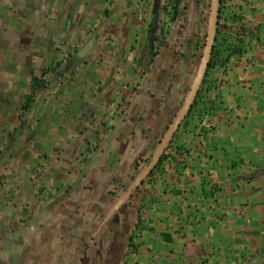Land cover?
I'll use <instances>...</instances> for the list:
<instances>
[{
	"label": "crops",
	"instance_id": "crops-1",
	"mask_svg": "<svg viewBox=\"0 0 264 264\" xmlns=\"http://www.w3.org/2000/svg\"><path fill=\"white\" fill-rule=\"evenodd\" d=\"M157 4L115 1L122 42L147 35L146 16ZM252 5L247 26L261 32L264 0ZM135 53L121 51L118 62H128ZM182 72L178 83L172 73L156 89L137 73L108 68L98 94L69 99L62 114L48 103L46 111L52 113L32 129L7 123L0 133V264H91L97 247L104 264H264V49L255 47L230 60L214 108L201 121L190 117L182 123L172 160L157 164L189 82ZM149 136L156 149L147 165L152 176L139 177L138 168L130 176V195L112 192V181L124 169L133 170L122 156V137L130 151ZM94 137L99 140L93 150ZM22 139L24 148L16 145ZM116 154L120 158L113 163ZM36 171L54 186V196L45 208L26 210L22 174L37 184ZM70 180V190L59 188ZM62 196L66 205L55 211L52 206ZM109 226L116 237L110 238ZM19 241L56 255L48 262L24 261Z\"/></svg>",
	"mask_w": 264,
	"mask_h": 264
},
{
	"label": "rangeland",
	"instance_id": "rangeland-1",
	"mask_svg": "<svg viewBox=\"0 0 264 264\" xmlns=\"http://www.w3.org/2000/svg\"><path fill=\"white\" fill-rule=\"evenodd\" d=\"M115 1L0 0V133L8 129L6 127L7 123L12 125L19 123L17 127L22 130L32 129L35 124L39 123L42 116L52 113L50 110L46 111L48 103H51L48 105L49 107L52 106L53 109H56L55 112L62 114L63 109L69 107L67 106L70 102L69 99L79 97V94H81L80 97L82 95L87 97L89 93L91 96L92 93L98 94L100 91L98 87L105 82L104 74L108 68L115 73L119 71L137 73L141 82L151 84L152 88L162 84L164 79L169 78L172 73L176 75L173 79L174 84L178 83L183 70L184 73L189 75V82L182 105L173 115L179 116L195 83L208 47L211 31L209 18L212 17L214 0H185L183 11L177 19H173L170 0H156L158 4L154 9L155 11L150 9L148 16H146L148 21L145 25L147 35L144 33V36L141 35L140 39H136L132 43L122 42L117 34ZM224 5L226 7L225 13L231 17L234 13L241 15L240 19L236 21L229 20L228 25L230 27L239 25L245 28L244 52L253 50L255 47L264 49V25L263 31L259 32L262 36L261 40L250 33V30L258 31V28L247 26L250 23L246 20L249 18V14L254 15L252 0H228ZM243 7H245V10ZM152 11L155 12L154 26L153 31L149 34ZM161 27L167 29L164 35L168 39L169 47L163 48L160 46L158 48L159 54L155 56L150 42L152 34H159ZM221 31L224 37L232 41L228 35L235 33L234 30L222 28ZM205 36H208L207 40H205ZM190 38L198 41L199 44L187 50L188 61H184V58L181 61H175V49L185 50L186 42ZM126 49L132 52L136 51V53L128 59V62L124 63L122 61L119 63L120 59L117 56ZM111 55L115 57L112 58ZM241 55L243 54H236L232 58ZM64 60L68 63L65 74L61 75L53 72L48 74L46 78L52 81L51 88L47 91L38 92L36 95L37 102L33 103L31 109L24 111L22 106L26 94L31 91L33 76L41 75L45 67H55L56 63ZM224 74L225 72H219L215 78L217 89L204 91V101L211 99L213 101L212 105H214V102L220 98L219 92ZM210 91H212L211 95ZM97 99L94 98L92 104H90L93 110L96 107L93 104ZM196 111L187 119L193 117L201 121L211 109L206 110L205 106L201 105ZM173 116L170 123L174 119ZM186 116L164 149L160 151V156L164 152L166 154L164 161L172 160L173 139L182 123L187 121ZM168 131L167 127L166 134ZM28 140L31 141V137H28ZM98 140V137L92 139L91 149L96 148ZM121 140L124 143L122 147V151H124L122 154L123 159L126 165L130 163L133 170L124 169L123 174L118 175L115 182L112 181L111 191L116 194L130 195V176L135 175L138 168L139 177L141 173L144 174H142L144 178L152 176L153 170L148 172L147 165L152 162L156 149L151 146L153 141L151 136L147 139L144 138L142 142H139V147L130 149V151L126 149L128 139L122 137ZM20 144L24 148L23 139L22 142L16 141V145ZM119 158L120 155L116 154L111 161L115 163ZM159 158L156 160L157 164ZM82 160L81 157L80 162ZM110 171L115 170L108 169V172ZM36 172L35 176L38 181L35 184L32 180L33 194L29 195L30 200L24 204L26 210L45 208L46 204L49 203V199L54 196V186L51 185V182L41 171L38 174ZM125 173H128V175H125ZM120 183H122L121 188L118 186ZM72 185L73 180L68 181L67 184H58L59 188L62 189L65 186L64 189L66 190H70ZM81 185L79 183L78 188ZM61 198L52 206L55 211L62 210L60 208L62 204L66 205L67 198L65 196ZM72 208L76 209L77 204H74ZM110 209L114 210L115 206H111ZM74 220L81 222V218ZM107 232L110 238L118 235L117 231L111 229V226L107 227ZM106 237L109 238V236ZM95 238L98 241V236ZM97 241L95 244L101 246V243ZM19 242L22 243L24 248L22 253L24 261L40 259L48 262L56 255L54 250H39L36 243L29 246L23 241ZM100 252L98 247L91 251V264L106 263L100 259L102 258ZM106 261L107 263L112 262L108 259Z\"/></svg>",
	"mask_w": 264,
	"mask_h": 264
},
{
	"label": "trees",
	"instance_id": "trees-1",
	"mask_svg": "<svg viewBox=\"0 0 264 264\" xmlns=\"http://www.w3.org/2000/svg\"><path fill=\"white\" fill-rule=\"evenodd\" d=\"M185 0H170L172 9H173V19H177L182 11H183V2ZM219 14L218 19L216 22V30H215V39L212 45V52L209 57L207 69L205 76L202 80L201 86L198 89L197 95L195 100L193 101L191 108L186 116L187 119L190 115L201 106H205V109H213V101L211 99L204 101L203 100V93L206 90L210 89H217V80L215 79L218 76L219 72H226L229 66V62L232 56L236 54H243V44L245 42V28L243 26L235 25L234 27H230L228 25V21L233 19L234 21L240 19L241 15H234L231 17L227 13H225V2L228 0H219ZM212 17L209 18V23H211ZM222 28H230L235 31V33H230L228 36L231 37L232 41H230L227 37L223 36ZM165 30L163 27L160 28L159 34H152V40L150 42L151 46L153 47V54L157 56L159 54L158 48L161 46L163 48L169 47V42L166 36L164 35ZM251 34L255 35V37L260 40L259 32L258 31H251ZM222 35V36H221ZM208 39V36H205V40ZM198 41H195L193 38L188 39L186 42L185 50H177L175 49L174 53V60L181 61L183 58H187V50L191 49L192 46L198 45ZM68 68L67 61H61L56 63L55 67H45L43 69V73L41 75L33 76L32 83H31V91L30 93L26 94L25 102L22 106L24 111L31 109L33 103L36 100V95L40 91H47L51 88L52 81L47 79L46 76L51 72L57 74H65ZM200 112V111H199ZM174 119L171 121L168 129L171 128V125L177 119V116H173ZM166 158L165 152L161 154L158 164L162 163ZM158 168V167H157ZM37 174L39 171L36 172Z\"/></svg>",
	"mask_w": 264,
	"mask_h": 264
},
{
	"label": "water",
	"instance_id": "water-1",
	"mask_svg": "<svg viewBox=\"0 0 264 264\" xmlns=\"http://www.w3.org/2000/svg\"><path fill=\"white\" fill-rule=\"evenodd\" d=\"M219 6H220V1L219 0H214V4H213V9H212V20L210 23V39L208 41V47L206 50V53L204 55L203 58V62L201 64V68L199 70V73L197 75V78L195 80V83L191 89V92L187 98L186 104L184 106V108L182 109L181 113L179 114V116L177 117V119L174 121L173 125L171 126V128L169 129L168 133L166 134V137L163 141L162 144V149H164L165 145L167 144V142L170 140V138L173 136V134L175 133L176 129L179 127L180 123L183 121L184 117L186 116V114L188 113V111L191 108V105L193 103V101L196 98L198 89L202 83V80L205 76L206 73V69H207V65H208V61H209V57L210 54L212 52V45L214 43V39H215V30H216V22L218 19V14H219ZM154 26V25H153ZM22 179H23V183L25 185V201H29L30 197L29 195L33 194V183L32 180H30L27 176L26 173L22 174Z\"/></svg>",
	"mask_w": 264,
	"mask_h": 264
}]
</instances>
